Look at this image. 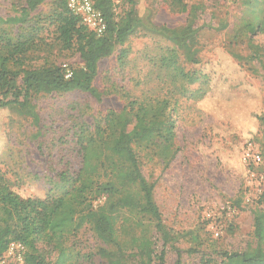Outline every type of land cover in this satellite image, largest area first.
Masks as SVG:
<instances>
[{
  "label": "rangeland",
  "instance_id": "374dc122",
  "mask_svg": "<svg viewBox=\"0 0 264 264\" xmlns=\"http://www.w3.org/2000/svg\"><path fill=\"white\" fill-rule=\"evenodd\" d=\"M62 1L42 0L23 25L0 23L8 37L0 40V49L6 40L31 36L37 46L26 53L30 67L54 65L70 75L83 70L79 54L59 39L57 12ZM132 2L114 0L116 20L131 12L132 31L123 46L99 61L92 81L97 97L80 91L33 94L29 100L37 123L0 109V172L22 198L57 197L68 189L60 175L80 166L74 140L79 126L94 130L95 122L124 111L131 128L134 103L164 100L165 115L170 112L174 119V139L164 132L134 143L133 150L153 186L152 197L170 241L163 246L152 220L127 209L116 210L117 239L131 252L141 240H150L154 256L163 249V264H222L224 254L256 248L253 216L257 210L264 212V29L249 35L245 28L253 14L264 10V0H184V10L175 0ZM22 6L25 0H0V18L18 17ZM185 24L197 30L198 63H178L208 77L199 101L194 94L198 84L178 92L171 70L161 63L174 52L181 59L182 52L159 30ZM123 49L125 56L119 59ZM0 53L5 54V48ZM249 146L260 153L259 164L242 162ZM83 197L87 209L100 203L88 192ZM227 206L235 208L231 216ZM207 212L220 217L218 237L205 219ZM64 244L71 264H105L96 254L100 243L87 224ZM38 245L47 260L55 259L51 245ZM154 263L158 264L155 257Z\"/></svg>",
  "mask_w": 264,
  "mask_h": 264
},
{
  "label": "trees",
  "instance_id": "16d2710c",
  "mask_svg": "<svg viewBox=\"0 0 264 264\" xmlns=\"http://www.w3.org/2000/svg\"><path fill=\"white\" fill-rule=\"evenodd\" d=\"M133 3L132 0H128ZM184 0H175L184 10ZM258 3L262 0H253ZM42 0H25L18 17H11L0 23L23 25L29 12L34 11ZM94 7L103 14L106 30L103 35L94 32L79 22L66 7V0L59 4L58 31L59 39L65 48H74L83 63V70L65 77L61 67L44 65L30 67L31 59L26 53L37 46L33 38L21 35L14 42L6 40L5 54L0 53V109H6L21 118H29L37 123L38 114L30 103L33 94L68 93L80 91L97 97L92 81L97 75L101 59L112 55L117 46H123L132 31L131 12L121 20H116L114 0H92ZM65 6V8H64ZM247 34L264 29V10H259L245 22ZM0 28V40L8 38ZM162 37L173 43L182 52L181 59L172 53L161 60L162 66L171 70V78L178 92L185 93L186 85L197 83L194 91L196 99H203L207 91V76L199 71L186 70L178 61L197 64L195 30L191 24L179 28L162 27ZM0 49V50H1ZM125 56V50L119 59ZM19 79V83L18 80ZM183 82L177 85V81ZM200 81V82H199ZM131 113L133 125L128 128L130 120L125 112L112 113L102 123L81 125L74 131V140L78 145L80 166L72 174L60 175L62 184L68 189L57 197H20L9 185L0 172V256L10 242L17 241L25 246L23 261L20 264H71L70 252L65 246V239L73 236L84 225H89L93 235L99 241L96 254L105 264H163V249L153 255L150 240H141L135 252L125 250L117 239L116 210L127 209L148 216L160 234L162 245L170 241L161 212L153 200V186L143 176L133 144L148 141L162 133L173 140L174 119L171 113L165 115L166 101H140L133 104ZM259 120L260 117H257ZM89 127V128H88ZM93 127V124H92ZM92 131V132H91ZM107 182H100L101 177ZM90 199H104L95 208L83 207L84 193ZM103 195V196H102ZM106 197H105V196ZM115 196L105 203V199ZM253 235L257 246L251 251L224 254L222 264H264V212L257 210L253 216ZM135 241V240H133ZM51 245L57 252L53 261L47 260L39 243Z\"/></svg>",
  "mask_w": 264,
  "mask_h": 264
},
{
  "label": "built area",
  "instance_id": "2783aa9c",
  "mask_svg": "<svg viewBox=\"0 0 264 264\" xmlns=\"http://www.w3.org/2000/svg\"><path fill=\"white\" fill-rule=\"evenodd\" d=\"M66 7L71 14L79 19V22L94 32L96 36H101L106 30V21L100 10L94 7L92 0H66ZM70 74H65L69 77ZM241 160L244 164H259L261 162L260 153L253 150L249 146L243 153ZM101 202V199H98ZM227 216H231L235 212V208L227 206L225 209ZM220 217L209 212L205 213V219L211 221L210 230L214 237L220 235V229L216 226V222ZM213 220V221H212ZM25 246L17 241L10 242L5 253L0 256V264H20L23 261Z\"/></svg>",
  "mask_w": 264,
  "mask_h": 264
}]
</instances>
